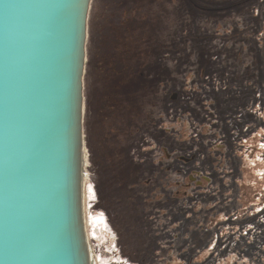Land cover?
<instances>
[{
  "label": "rangeland",
  "instance_id": "rangeland-1",
  "mask_svg": "<svg viewBox=\"0 0 264 264\" xmlns=\"http://www.w3.org/2000/svg\"><path fill=\"white\" fill-rule=\"evenodd\" d=\"M90 4L94 264H264V0Z\"/></svg>",
  "mask_w": 264,
  "mask_h": 264
},
{
  "label": "water",
  "instance_id": "water-1",
  "mask_svg": "<svg viewBox=\"0 0 264 264\" xmlns=\"http://www.w3.org/2000/svg\"><path fill=\"white\" fill-rule=\"evenodd\" d=\"M89 2L0 0V264H87L78 154Z\"/></svg>",
  "mask_w": 264,
  "mask_h": 264
},
{
  "label": "bare ground",
  "instance_id": "bare-ground-1",
  "mask_svg": "<svg viewBox=\"0 0 264 264\" xmlns=\"http://www.w3.org/2000/svg\"><path fill=\"white\" fill-rule=\"evenodd\" d=\"M83 156H84V152H83V135H82V141H81V144L79 145V154H78V158L80 160V168L78 166V193H79V208L81 210L80 212V215H81V222H82V225H83V230H84V216H83V203H82V197H83V185H84V189L86 191L85 195H86V198H88L89 202H90V198H91V187L89 186V184L87 185L86 183L84 184V180H83V173H82V170H81V163H82V160H83ZM92 190V189H91ZM89 223H91V225L93 226V232H94V224L92 222V219H89ZM91 233L93 234L92 236H94V233ZM84 233H85V238H86V257H87V264H94V261L91 257V254H90V248H89V245H88V240H87V235H86V232L84 230Z\"/></svg>",
  "mask_w": 264,
  "mask_h": 264
},
{
  "label": "flooded vegetation",
  "instance_id": "flooded-vegetation-1",
  "mask_svg": "<svg viewBox=\"0 0 264 264\" xmlns=\"http://www.w3.org/2000/svg\"><path fill=\"white\" fill-rule=\"evenodd\" d=\"M262 74H263V70H262ZM83 77H84V74H83ZM82 81H83V79H82ZM263 81H264V77H263ZM85 84L86 85L84 87V82H83V88H84V91H83L84 93L83 94H84V100L86 102L88 100V98H90V95H89V88H88V84H87V81L86 80H85ZM204 180L206 181V178ZM145 182H146V184H149L150 183V180H146Z\"/></svg>",
  "mask_w": 264,
  "mask_h": 264
},
{
  "label": "crops",
  "instance_id": "crops-1",
  "mask_svg": "<svg viewBox=\"0 0 264 264\" xmlns=\"http://www.w3.org/2000/svg\"><path fill=\"white\" fill-rule=\"evenodd\" d=\"M90 2H91V0H90ZM90 2H89V8H88V13H89V9H90V7H91V4H90ZM87 19H88V14H87ZM89 28H90V26H89ZM87 29H88V23H86V39H85V42H87V37H88V35H89V33H87ZM91 36V35H90ZM91 39H92V42L94 43V36H91ZM99 41H101V40H99ZM99 44H101V42H98ZM84 65H87V62L86 63H84Z\"/></svg>",
  "mask_w": 264,
  "mask_h": 264
},
{
  "label": "trees",
  "instance_id": "trees-1",
  "mask_svg": "<svg viewBox=\"0 0 264 264\" xmlns=\"http://www.w3.org/2000/svg\"><path fill=\"white\" fill-rule=\"evenodd\" d=\"M99 42H100V41H99ZM102 55H103V54H102ZM108 55H109V54H108ZM103 57L106 58L104 55H103ZM105 89H106V88L101 89L100 92H101V93H104V90H105ZM106 90H107V89H106ZM96 91H97V90H96ZM96 91H95V92H96ZM96 93H97V92H96ZM98 93H99V92H98ZM86 102H87V101H86Z\"/></svg>",
  "mask_w": 264,
  "mask_h": 264
}]
</instances>
